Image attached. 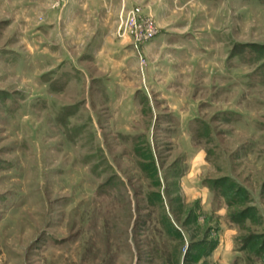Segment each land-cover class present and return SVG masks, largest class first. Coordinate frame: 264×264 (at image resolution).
<instances>
[{"label": "rangeland", "instance_id": "374dc122", "mask_svg": "<svg viewBox=\"0 0 264 264\" xmlns=\"http://www.w3.org/2000/svg\"><path fill=\"white\" fill-rule=\"evenodd\" d=\"M73 2L0 0V264H264V0Z\"/></svg>", "mask_w": 264, "mask_h": 264}, {"label": "trees", "instance_id": "16d2710c", "mask_svg": "<svg viewBox=\"0 0 264 264\" xmlns=\"http://www.w3.org/2000/svg\"><path fill=\"white\" fill-rule=\"evenodd\" d=\"M261 49L264 50L263 48H261ZM225 184H228L229 186L225 187ZM207 185H208L209 189L212 191V193L215 196L223 197V198L224 197H226V198L228 197V202L229 203H232L234 200L238 199L239 196H242L244 194L243 189L241 187H239L237 184H235L233 181H232V183L229 182L228 178L227 179L213 181V182L207 181ZM231 190H235V191H231ZM242 215H246V213L242 214ZM206 248H207V251H206L207 253L208 252H212L216 248V245L215 244H210V242L204 243L198 249V251L205 250Z\"/></svg>", "mask_w": 264, "mask_h": 264}, {"label": "built area", "instance_id": "2783aa9c", "mask_svg": "<svg viewBox=\"0 0 264 264\" xmlns=\"http://www.w3.org/2000/svg\"><path fill=\"white\" fill-rule=\"evenodd\" d=\"M128 24L125 23L124 30H123L124 32L122 31L123 34L121 36L125 35L126 33H129L133 36L135 35L136 40L138 38H141V39L143 38L144 40H150V39H153L158 34L157 29L153 27L151 24L143 23V25L140 26L138 29V33L140 34V37H138V35L136 34L137 23L133 20L131 23H128ZM132 29H135L134 34L127 31V30H132Z\"/></svg>", "mask_w": 264, "mask_h": 264}, {"label": "crops", "instance_id": "0c3cea01", "mask_svg": "<svg viewBox=\"0 0 264 264\" xmlns=\"http://www.w3.org/2000/svg\"><path fill=\"white\" fill-rule=\"evenodd\" d=\"M96 1H98V0H96ZM100 1H103V6L104 7H106V4H108L107 5V12H110V11H112V10H114V15H116L115 14V12H116V10L119 8V5L121 4V2H123V0H99V2ZM109 1V2H108ZM80 2V0H75V2H73L72 4H73V6H74V8L73 9H75V7L76 8H79V7H81V8H85V6H88V2H84V3H79ZM108 2V3H107ZM77 18H78V21L79 22H82L84 19H86V15H83L82 13H80V14H78V15H76L75 17H74V20H77ZM88 18V17H87ZM162 31V30H161ZM160 32V31H159Z\"/></svg>", "mask_w": 264, "mask_h": 264}]
</instances>
